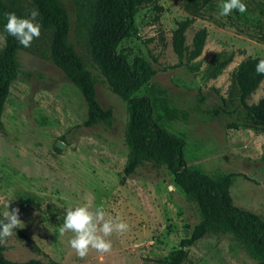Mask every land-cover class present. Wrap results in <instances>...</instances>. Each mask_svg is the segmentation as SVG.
Wrapping results in <instances>:
<instances>
[{"label": "rangeland", "instance_id": "1", "mask_svg": "<svg viewBox=\"0 0 264 264\" xmlns=\"http://www.w3.org/2000/svg\"><path fill=\"white\" fill-rule=\"evenodd\" d=\"M4 1L21 16L35 8L31 0ZM61 1L69 16V40L91 71L96 97L112 110V119L84 125L87 105L81 91L51 60V29L42 26L31 47L18 50L19 73L10 85L0 129V218L12 199L9 210L19 209L24 227L3 244L4 255L16 261L50 258L56 264H158L199 222L198 208L163 166L142 161L133 174L123 175L129 158L127 103L110 89L89 53L93 0ZM220 2L211 0L186 29L189 49L195 31L207 30L196 58L186 54L179 59L172 49L175 22L188 16L181 0H155L161 10L154 4L141 6L134 16L137 32L118 51L148 62L152 77L130 96L150 98L155 121L184 140L186 164L211 176L232 173L233 204L264 220V131L247 126L230 89L231 74L241 60L264 57V41L258 39L264 35V0H243L247 11L226 17L219 15ZM218 52H232L233 58L209 77L207 65ZM263 95L264 78L247 102ZM89 201L121 218L129 229L108 238L110 252L90 249L80 259L68 243L72 234L61 236L59 228L68 208ZM183 264L258 262L232 234L208 233L188 247Z\"/></svg>", "mask_w": 264, "mask_h": 264}, {"label": "trees", "instance_id": "2", "mask_svg": "<svg viewBox=\"0 0 264 264\" xmlns=\"http://www.w3.org/2000/svg\"><path fill=\"white\" fill-rule=\"evenodd\" d=\"M38 9L41 25L51 29L49 44L53 63L79 88L87 105L85 126L99 122L109 124L112 110L103 108L97 97L91 71L86 67L81 54L69 40V16L61 0H31ZM211 0H181L188 16L175 22L171 34V45L179 59L186 54L188 59L196 58L202 52L207 37L206 28L195 31L191 48L185 43L186 29L196 18L201 17L203 7ZM155 4V0H93L89 10L88 47L91 59L105 78L110 89L127 103L128 122L125 139L129 158L123 167V175L130 176L142 161L163 166L172 176L174 184L197 206L200 219L182 237L177 247L166 257L157 259L158 264H183L188 247L208 233H230L245 245L264 264V220L257 214L235 206L229 194L232 173L208 175L199 168L190 167L184 158V140L161 127L152 116V103L148 96L130 94L147 84L153 75L148 62L139 55L129 58L130 52L118 51L119 44L137 32L134 16L139 8ZM17 8L0 0V31L4 33L6 13ZM264 41V35L258 38ZM22 45L11 36L6 47L0 49V129L3 127L2 113L9 94L10 85L19 73L18 50ZM232 52H218L210 59L206 75L214 77L232 60ZM261 56L241 60L231 74L232 97L238 100L244 110L247 126L256 132L264 131V95L258 103H248L250 94L259 86L264 75L254 71ZM33 249L40 251L37 246ZM0 245V264H56L50 258L46 261L29 258L24 261L8 259Z\"/></svg>", "mask_w": 264, "mask_h": 264}, {"label": "clouds", "instance_id": "3", "mask_svg": "<svg viewBox=\"0 0 264 264\" xmlns=\"http://www.w3.org/2000/svg\"><path fill=\"white\" fill-rule=\"evenodd\" d=\"M219 15L226 17L234 11L241 14L247 11V5L243 0H221L218 4ZM38 9H32L27 16H19L15 12L6 13L4 33H0V49L6 47L7 37H14L23 47H31L34 39L41 36L42 25L38 20ZM254 71L257 75H264V59L257 61ZM258 103V101H257ZM9 199L5 203L7 211L0 218V245L6 243L9 237L16 233V229L23 228L24 223L19 217V209L9 210ZM129 225L121 218L113 217L103 207H93L89 201L66 210L63 224L59 228L61 236L71 233L68 243L76 256L84 259L90 249L99 253H108L112 249L111 240L113 234H124Z\"/></svg>", "mask_w": 264, "mask_h": 264}, {"label": "water", "instance_id": "4", "mask_svg": "<svg viewBox=\"0 0 264 264\" xmlns=\"http://www.w3.org/2000/svg\"><path fill=\"white\" fill-rule=\"evenodd\" d=\"M57 145H58V146H61V142H58Z\"/></svg>", "mask_w": 264, "mask_h": 264}]
</instances>
